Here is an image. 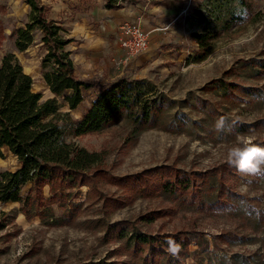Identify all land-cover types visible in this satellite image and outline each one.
Here are the masks:
<instances>
[{"label":"rangeland","instance_id":"374dc122","mask_svg":"<svg viewBox=\"0 0 264 264\" xmlns=\"http://www.w3.org/2000/svg\"><path fill=\"white\" fill-rule=\"evenodd\" d=\"M41 2L47 17L75 40L68 49L80 76L143 80L149 96L163 98L165 112L156 127L137 136L129 118L79 137L64 124L66 141L100 154L101 163L90 173L91 184L75 191L80 199L73 210L51 203L48 188L41 205H32V197L25 205L0 204V264H149L152 247L140 253L128 238L109 231L120 223L129 233L156 237L189 240L200 234L182 247L179 263L156 264H264V177L241 175L226 162V150L238 136L264 146V0H246V6L241 0L125 1L124 8L140 13L130 20L153 31L149 49L135 57L120 45L127 20L116 23L105 0ZM173 7L178 10L170 13ZM29 13L24 0H0V66L14 54L45 101L53 97L41 69L45 49L39 40L22 53L15 46ZM156 20L162 21L155 30L148 27ZM191 33L213 37L202 61H195ZM96 94L88 93L73 112L60 101L62 112L80 120ZM221 115L229 125L217 133L213 123ZM232 120L238 123L231 126ZM18 167L12 154L0 153V175ZM157 168L206 173L209 185L196 200L168 194L136 199L125 190V178L139 179ZM29 191L24 188L23 195ZM221 192L226 195L219 198Z\"/></svg>","mask_w":264,"mask_h":264},{"label":"trees","instance_id":"16d2710c","mask_svg":"<svg viewBox=\"0 0 264 264\" xmlns=\"http://www.w3.org/2000/svg\"><path fill=\"white\" fill-rule=\"evenodd\" d=\"M24 1L30 8V21L16 31L15 46L22 53L39 40L46 51L41 69L53 97L42 101V95L33 89L32 77L25 73L17 57L14 54L3 57L0 66V153L7 151L12 154L19 167L15 171L1 173L0 204L25 205L32 197V205H41L48 188L51 203L60 206L68 204V208L73 210L72 207H76L74 202L80 199L75 191L91 184L93 174L90 173L101 163V157L98 153L68 143L63 125L70 124V133L79 137L101 132L129 118L135 125L137 136L156 127L165 112V103L158 95L149 96L150 92L141 86L143 80L125 75L114 81L102 76H80L71 57L72 51L68 49L75 40L68 38L67 30L61 23L47 17V8L41 0ZM125 1L128 0H106L105 6L108 10H119L124 7ZM241 3L248 5L246 0H241ZM189 39L197 45L195 61H202L210 55L212 36L191 33ZM91 91L97 93L96 97L80 120H74L70 112H62L60 101L73 112L85 103ZM229 172L233 175L235 168L231 166ZM208 178L206 173L201 172L187 175L169 168H157L139 179L125 178L124 183H127L125 190L136 199L168 194L183 200H196ZM26 187L30 188V193L24 196L23 189ZM221 193L219 198L226 195ZM193 195L195 197L191 198ZM124 225L120 223L108 229L119 239L128 238L140 253L145 247H152L147 260L149 264L161 261L179 263L165 251L167 238L175 239L182 247L200 238V234L185 240V237L171 235L156 237L139 232L129 233Z\"/></svg>","mask_w":264,"mask_h":264},{"label":"clouds","instance_id":"9594fccd","mask_svg":"<svg viewBox=\"0 0 264 264\" xmlns=\"http://www.w3.org/2000/svg\"><path fill=\"white\" fill-rule=\"evenodd\" d=\"M237 123V120H232L231 126ZM226 125H229V118L221 115L214 121L213 129L222 133ZM226 162L234 166L241 175L264 177V146L238 136L237 141L226 150ZM165 244V251L171 257L179 259L182 245L171 237L165 240Z\"/></svg>","mask_w":264,"mask_h":264},{"label":"built area","instance_id":"2783aa9c","mask_svg":"<svg viewBox=\"0 0 264 264\" xmlns=\"http://www.w3.org/2000/svg\"><path fill=\"white\" fill-rule=\"evenodd\" d=\"M123 38L120 41L121 48L130 57L143 54L149 49L150 33L142 27L140 21L127 20L121 26Z\"/></svg>","mask_w":264,"mask_h":264},{"label":"crops","instance_id":"0c3cea01","mask_svg":"<svg viewBox=\"0 0 264 264\" xmlns=\"http://www.w3.org/2000/svg\"><path fill=\"white\" fill-rule=\"evenodd\" d=\"M105 4H106V0H105ZM177 7H173L171 8V11L170 13H172V11L174 12H177ZM108 12H112L114 14V17L116 18V23H119V22H122V21H125V20H130L132 18H137L140 16V13L132 8H122V9H119V10H108ZM138 19H141V18H138ZM131 21V20H130ZM142 21V20H141ZM158 21H162V20H156L154 22H152L151 24L148 25V27L150 28H154L155 30V26L158 24ZM143 23V22H141ZM145 24H147L146 20H145ZM76 30L79 32L82 30L81 28V24H78ZM153 30V29H151ZM150 33L153 32V31H149Z\"/></svg>","mask_w":264,"mask_h":264}]
</instances>
